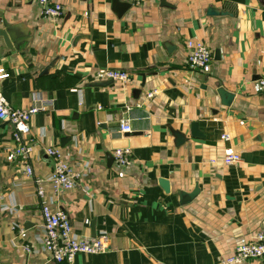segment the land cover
I'll return each mask as SVG.
<instances>
[{"label": "crops", "instance_id": "0c3cea01", "mask_svg": "<svg viewBox=\"0 0 264 264\" xmlns=\"http://www.w3.org/2000/svg\"><path fill=\"white\" fill-rule=\"evenodd\" d=\"M51 2L60 16L32 0H0V30L8 24L21 33L10 47L0 36V70L8 75L0 94L17 110L33 106L34 96L52 101L29 121L33 176L51 173L44 150L59 149L82 177L56 195L45 185L46 203L67 215L75 236L105 234L108 246L74 263L223 264L264 226V93L257 83L264 0H147L119 17L111 0ZM193 40L212 52L208 74L187 63L185 43ZM100 69L125 71L129 80L98 79ZM216 88L233 95L228 107ZM124 117L130 133L118 130ZM192 122L203 139L189 137ZM171 132L187 141L176 146ZM14 146L12 128L0 122V264H54L41 245L31 177L11 158ZM118 149L130 151L125 166L113 158ZM227 150L240 163L225 165ZM195 186L198 195L180 205L177 192ZM19 229L28 252L19 247ZM242 264H264V257Z\"/></svg>", "mask_w": 264, "mask_h": 264}, {"label": "built area", "instance_id": "2783aa9c", "mask_svg": "<svg viewBox=\"0 0 264 264\" xmlns=\"http://www.w3.org/2000/svg\"><path fill=\"white\" fill-rule=\"evenodd\" d=\"M44 8V13L50 17L61 15V6L51 0H32ZM130 5H140L147 0H120ZM185 47L187 63L194 71L208 74L212 63V52L198 40L187 41ZM8 75L0 70V80ZM95 77L110 82H124L129 80V74L122 70L100 69ZM260 90L264 93V75L257 80ZM52 101L33 97L34 105L27 110L13 109L6 99L0 94V122L8 124L12 128V139L15 143L11 154L13 160L19 159L23 164V171L27 177H31L35 196L39 204V216L41 220V245L49 254L54 264H75L76 255H98L108 250L105 234L93 238L77 237L73 234L72 227L67 215L61 211H53L45 201V185H48L53 194L61 191L72 190L76 182L82 177V171L76 170L64 158L57 148H47L45 155L52 162L51 173L46 178L33 176V170L29 163L32 152V140L30 138V118L51 106ZM118 130L121 133H130L129 121L124 117L118 122ZM227 141V135L221 137ZM130 151L118 149L113 152V158L119 166H125ZM238 154L227 150L222 158L225 165L240 163ZM13 230L16 227L12 228ZM21 239L20 248L29 251L25 242L26 232L19 229L16 235ZM264 257V226L255 234L253 240L247 244L235 248L232 255L223 261V264H242L248 260H259Z\"/></svg>", "mask_w": 264, "mask_h": 264}, {"label": "water", "instance_id": "95a60500", "mask_svg": "<svg viewBox=\"0 0 264 264\" xmlns=\"http://www.w3.org/2000/svg\"><path fill=\"white\" fill-rule=\"evenodd\" d=\"M160 3H164L163 1H160ZM131 5L128 3H123L120 2L119 0H111V10L113 11V13L119 17L121 16L126 10L130 9ZM211 13H216L213 10H209L208 14ZM0 36L3 39L5 45L7 47H10V45H15L16 46V42H12V41H16L17 39H20L21 37V33L19 32V30L14 26H10V25H3V28L0 30ZM215 57H217V52L214 53ZM217 59V58H216ZM214 94L217 95V98L219 100V104L222 107H228L229 103L232 101L233 99V95L227 93L225 90L221 89V88H216L214 90ZM189 137L191 139H203V135L202 133L198 130V124L196 122H192L189 125ZM173 138L175 139V145L179 146L181 144H184L187 139L184 135H182L179 132H171ZM107 161L110 162V158L107 157ZM159 187L165 192L167 193L169 191V183L166 180H159L158 181ZM199 193L198 187L195 186L193 188V190L189 193H185V192H181L178 191L177 192V196L179 199V204L180 205H184L187 204L189 202H191Z\"/></svg>", "mask_w": 264, "mask_h": 264}]
</instances>
